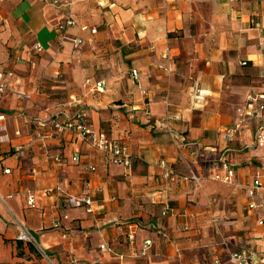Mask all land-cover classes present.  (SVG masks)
<instances>
[{
    "label": "crops",
    "instance_id": "obj_1",
    "mask_svg": "<svg viewBox=\"0 0 264 264\" xmlns=\"http://www.w3.org/2000/svg\"><path fill=\"white\" fill-rule=\"evenodd\" d=\"M70 1L77 23L64 35L57 27L66 7L2 0L0 264H47L17 240L13 214L55 264H206L261 251L264 212L249 210L247 189L264 173L257 120L248 117L233 141L224 135L240 123L248 95L264 94V0ZM88 80L104 91H90ZM79 114L95 133L127 142L131 168L49 125ZM161 161L193 170L201 184L165 192ZM223 164L234 172L230 183L214 179L227 177ZM83 195L92 214L70 206ZM255 201L264 202V190Z\"/></svg>",
    "mask_w": 264,
    "mask_h": 264
},
{
    "label": "built area",
    "instance_id": "obj_2",
    "mask_svg": "<svg viewBox=\"0 0 264 264\" xmlns=\"http://www.w3.org/2000/svg\"><path fill=\"white\" fill-rule=\"evenodd\" d=\"M51 4L54 6H64L67 8L66 18L58 25L57 29L62 33L66 34L67 31L76 25V19L72 11V3L70 0H51ZM1 5L2 0H0V25L2 23L1 15ZM86 29V28H85ZM92 31H96V28H92ZM80 43L79 40H77ZM35 50L37 52L42 51L41 45H36ZM243 66L247 65V62L241 63ZM131 76L133 80L138 83L139 88V78L140 73L138 70L134 69L131 71ZM6 75L3 72H0V94L5 93L7 90V80ZM86 85L90 88V91L103 92L105 88L104 82H99L95 85H92L88 80ZM142 93H146L145 90H142ZM26 99H30V96H22ZM197 99L201 98V93L196 96ZM248 117H253L257 120V125L255 128V140L257 145L261 148L264 154V94H253L248 95L246 100L245 112L241 114V121L234 128L228 130L224 135V138L228 141L234 140V133L241 129V125ZM170 116L167 115L163 118L162 122L166 125L168 123ZM40 125L46 126L45 122H41ZM49 125L56 135H63L65 133H71L76 136L78 139L86 140L92 142V144L99 150L103 151L106 154L105 162L114 163L118 165H123L124 167L131 168L132 159L129 152V147L127 142H112L105 138L102 134H97L94 132L92 125L88 122L86 117L83 114H79L76 118L61 120L59 117H52L49 120ZM168 129H170L167 126ZM170 131V130H169ZM17 152L21 156L24 155V151L21 148H17ZM78 159L77 157L75 158ZM59 160V159H57ZM160 167L162 169V177L166 183L165 192H167L172 183H181V182H193L196 185H200L202 179L197 175L196 172L190 170L187 174H180L173 168H169L166 165L165 161L160 162ZM223 171L227 173V177L223 178L220 175L214 177L215 180L230 183L231 178L234 175L233 170L229 165L223 164ZM94 170V167H90ZM6 173H9L10 170H5ZM264 173H257L256 180L253 184L248 185V195L250 199L249 210H262L264 212V202H257L255 198L257 197L260 190H264ZM29 205L34 207L35 200L33 197L29 199ZM70 206L81 207L85 206L86 211L90 214L94 212L93 210V200L88 196H79L70 199ZM14 222L18 228L17 240L23 242L33 248L38 256L44 260L47 264H55L54 260L50 254L42 247L36 234L30 230L26 223L21 220L18 216L13 214ZM259 224L264 226V217L259 220ZM130 239H134V233L131 234ZM151 241H146L144 248L145 250L151 246ZM101 250H109L108 245H102ZM145 254V252H143ZM264 264V247L261 251H251L248 249H241L238 251H229L226 257L225 262L220 261L219 259L213 260L206 264Z\"/></svg>",
    "mask_w": 264,
    "mask_h": 264
}]
</instances>
